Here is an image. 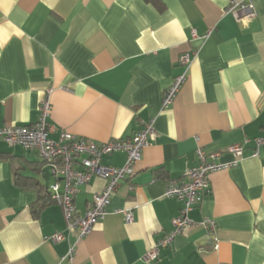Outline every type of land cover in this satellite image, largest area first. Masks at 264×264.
I'll use <instances>...</instances> for the list:
<instances>
[{"label": "crops", "instance_id": "0c3cea01", "mask_svg": "<svg viewBox=\"0 0 264 264\" xmlns=\"http://www.w3.org/2000/svg\"><path fill=\"white\" fill-rule=\"evenodd\" d=\"M231 1L0 0V128L36 123L49 95L53 140L62 132L97 144L128 139L151 119L158 133L82 238L56 201L35 214L38 188L17 183L45 185L38 153L0 141V264H264V145L252 156L264 137V0H238L256 12L241 21L228 12ZM185 53L186 82L164 109V92L186 72ZM237 144L239 164L211 173V192L190 213L196 223L214 219L216 229L190 225L145 262L183 206L165 196L170 183L198 165L199 148L230 164L227 149ZM102 163L123 167L126 154ZM105 186L99 177L82 186L77 212Z\"/></svg>", "mask_w": 264, "mask_h": 264}, {"label": "built area", "instance_id": "2783aa9c", "mask_svg": "<svg viewBox=\"0 0 264 264\" xmlns=\"http://www.w3.org/2000/svg\"><path fill=\"white\" fill-rule=\"evenodd\" d=\"M228 12L234 14L238 21L256 17L254 5L250 1L232 0ZM208 37L209 33L198 37L197 33L193 31L195 39ZM190 63V53H185L180 57V64L186 68V72L178 76L164 92L162 102L164 109H168L174 104L186 82ZM50 111L51 102L48 95L40 105V115L36 123L30 126L0 128V141L38 153L39 159L46 163V167H50L51 176L56 178V182L49 184L52 197L63 208L68 230L77 232L82 238L106 217L107 207L118 191L120 183L130 181L134 177L136 165L140 162L144 149L157 139L156 121L151 119L144 123L143 128L128 139L111 140L102 144L68 135L65 132L61 133L59 140H53L50 138V133L54 128L48 122ZM263 145L264 137L255 139L253 157H259ZM227 151L235 157L233 163L217 162L220 153L207 155L202 148H199L197 150L198 165L190 169L184 179L170 183L165 196L177 198L183 206L179 216L173 220V231L145 254V262H154L159 259L161 250L172 245L175 238L190 225H202L208 231L216 229L214 219L205 218L200 223H196L191 220L190 213L199 207L204 196L211 192L210 174L238 165L239 160L243 157L244 146L242 144L232 145ZM119 152L126 154V163L123 167L105 166L102 163L105 156ZM96 177L104 179L106 186L100 194L95 196L93 205L88 211L80 214L75 206V197L82 186L89 184ZM123 214L127 222L134 220L132 209L123 211ZM51 239L61 242L65 237L62 234H55ZM72 252L73 249H71Z\"/></svg>", "mask_w": 264, "mask_h": 264}, {"label": "trees", "instance_id": "16d2710c", "mask_svg": "<svg viewBox=\"0 0 264 264\" xmlns=\"http://www.w3.org/2000/svg\"><path fill=\"white\" fill-rule=\"evenodd\" d=\"M146 1L148 2L153 1L155 4H158V0H146ZM45 167H46V163L40 160V162L36 165V172L43 174ZM17 183L22 186L30 185L35 188H38L39 197L36 204V209L34 210L35 214H38L40 211L46 208L47 205L55 203L50 188H46V186L43 185L41 182L35 179L18 176Z\"/></svg>", "mask_w": 264, "mask_h": 264}, {"label": "water", "instance_id": "95a60500", "mask_svg": "<svg viewBox=\"0 0 264 264\" xmlns=\"http://www.w3.org/2000/svg\"><path fill=\"white\" fill-rule=\"evenodd\" d=\"M43 178L46 181V183H45L46 188H49V183H50V178H51V173H50V167L49 166L45 167Z\"/></svg>", "mask_w": 264, "mask_h": 264}]
</instances>
